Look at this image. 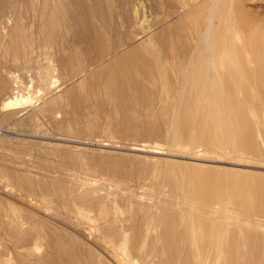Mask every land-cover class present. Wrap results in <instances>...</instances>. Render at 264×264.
<instances>
[{"label":"rangeland","instance_id":"obj_1","mask_svg":"<svg viewBox=\"0 0 264 264\" xmlns=\"http://www.w3.org/2000/svg\"><path fill=\"white\" fill-rule=\"evenodd\" d=\"M10 1L13 5L0 0L1 86L5 82L0 95L10 94L16 75L33 85L35 95L20 108L9 109L8 112L16 111L10 120L3 119L8 112L0 110V264H117L89 234L110 229L127 235L129 244L140 247L139 254L129 253L134 255V263L139 261L136 264H199L201 261L204 264H264V129L255 137L257 148L250 149L240 143L238 152L235 148L239 134H233L232 144L225 148L219 142L198 140L199 132L194 128L191 137H187L181 130L180 119L193 84L177 75L176 92L167 103L161 99V88L143 86L146 96L151 98V108L139 102L129 111L113 94L119 78L110 80L109 93L104 91L105 75H100V71L109 62L93 66L95 74L87 79L82 72L77 74L81 69L60 75L57 66L52 78L56 80L48 90H41L40 79L32 71L37 70L38 63H28L23 57L16 61L11 56L6 59L3 56L4 50L12 45L16 24H20V9L27 48L32 54L39 55L37 52L43 48L42 58L45 53L49 57L53 53L51 58L55 61L68 54L74 59L79 49L74 45L76 38L66 28L58 43L48 38L46 18L39 11L44 0H21L25 1L24 6L20 0ZM70 1L76 4L72 6ZM81 1L84 0H69L67 8L71 11L77 5L81 9L78 4ZM129 1L139 9V15L137 19L130 17L136 26L125 31L123 37L113 34L110 43L118 46L113 51L118 56L147 45L146 32L135 35L132 31L140 27L143 16V27L149 24L156 32L189 11L184 0H172L173 8H166V0ZM86 2V5L93 3ZM234 2L240 19H245V23L241 22L242 28L255 31L250 39L258 37V32L264 39V0H232L231 4ZM169 11L171 16L167 17ZM247 38L249 35L247 41L230 37L228 41V45H238L236 55L243 69L248 56L255 63L264 59V48L253 41L252 47H247ZM84 43L87 41L81 48ZM199 65L195 63L197 68ZM125 80L129 91L134 92L132 79ZM73 87L79 88L75 94L77 99L63 98ZM56 97L62 98L61 103L50 108L49 101ZM198 110L201 109L192 106L194 116L199 114ZM257 118V115L251 117ZM216 127L217 124L212 126V136L222 137ZM29 180L36 181V185L40 183L43 188L39 186L35 191L27 184ZM205 181L210 182L208 185L212 183L207 189ZM33 197L40 200L38 204L25 200ZM12 206L19 208L20 225L10 219ZM182 214L187 215L183 223L178 220ZM81 215L89 218L91 224L79 220ZM200 216L206 219L207 227L215 223L219 228L225 253L220 261L214 247L207 253L202 248L206 240L201 236L196 246L201 247L203 258L196 259L197 247L191 248L184 238L188 226L197 228ZM148 252L153 254L152 262Z\"/></svg>","mask_w":264,"mask_h":264},{"label":"bare ground","instance_id":"obj_2","mask_svg":"<svg viewBox=\"0 0 264 264\" xmlns=\"http://www.w3.org/2000/svg\"><path fill=\"white\" fill-rule=\"evenodd\" d=\"M6 1L9 2L8 4L12 3L13 5L12 1ZM65 1L66 0H44L39 11L46 18V34H48V38H50V40H53L54 43H58L57 39L59 40L58 37L63 35V30H65L64 28L69 29L73 32V35L76 38V40L74 39V41H76L74 42V45L76 44L77 48L79 47L76 58L73 59L68 54V56L62 55L57 57L55 61V59L51 58L53 53H51V56L49 57L45 52L44 57L42 58L41 55H43V52L41 53V50L43 48H40V52H37V54H41L40 56L34 55V52L32 54V52H30L27 48V39L24 35L23 27L21 24V9L19 16L20 18L18 17L20 20V24L16 22L17 24L14 28V34L12 36V45L9 49L6 47L7 49L5 48L6 50H4L3 53L5 59L8 56H11L13 60H19V57H23V61L25 60L28 63H33L34 61L35 63H38L39 66L37 70L34 71L33 69L32 71L40 79L41 90H48L50 88V84L53 83V80H56L55 78L52 80V78L54 77L53 73L57 71V66L60 75H64L63 73L67 71L71 72L81 69L77 74H80L82 72L83 76H85L87 79V77L95 74L93 66L99 67L109 62L110 64H107L100 71V75H105L104 91H106V93H109V85L111 83L110 80L113 79L112 81H114V79L119 78L118 86H116V91L113 92V94L114 97L117 98V100L122 101L126 109L130 111L133 110L135 108V105L139 102H142L148 108H151V98L150 96H146V93L143 90L147 86L161 88V99L166 103L169 102V99L173 97L172 95H174V92H176L175 89L178 82L176 76L180 75L182 79L185 78L186 81H189L190 85L193 84L189 91V98L184 104V109L182 111V116L180 119L181 130L182 132L184 131L186 133L187 137H191L192 130L194 128L199 132L198 140H209L217 143L219 142V144L224 147L232 144L233 134H239L240 140L237 141V148H235L236 152H238L240 143L245 144L244 146L250 149H255L258 147L257 143L255 142V137L262 131L261 128L264 129V64H261V60H263L264 63V59L260 57L261 59L259 60V62L255 63V61L253 62L251 57L248 56L247 64H249L250 66L248 67L246 64L245 69H243L242 64L239 61V56L236 55V48L238 45L236 43L228 45V41L230 37L241 38V40L247 41L246 37L249 35V38H247V47L249 46L251 48V43L253 41L256 46L261 45L264 48V39L259 37L261 35L260 32H258V37L255 36V39H250L255 31H252V29L248 28H242V23H245V19L243 17L241 20L239 15L237 14L235 2L231 4L232 0H184V6H188L189 8V11H187L186 15L180 18L178 21L173 22L170 25L168 24L167 26L159 29L156 32H153V29L149 24L143 27V22L145 20V16H143V19L139 21L141 22L140 27L138 29H132V31L135 35L146 32V35H148V37L146 38L147 45H143V49L137 50L136 48L135 50H129L124 55L118 56L117 53H113V51H116L118 46L115 47L110 43L111 38L115 33L120 35V37H123L125 31L134 27L135 22L130 17L132 16L134 19L136 17L137 19L139 15V9H137V7L135 6H131L129 0H91L93 1L92 5L90 3V5H86L87 2L86 0H84L78 3L81 6V9L77 8L76 5L75 7H72V9H70L71 11H69L66 5L69 0L67 2ZM103 1H105L106 4L103 3ZM20 2H22V4L25 3V1L21 0ZM172 2V0H166L164 5L166 6V8L167 6L173 8L174 6L172 5ZM75 4L76 3H74V5ZM28 5L29 4H27V6ZM74 5L72 3V6ZM170 16L171 13L169 11L167 13V17ZM85 40L87 41V44L84 43V45H86L81 48L80 45L85 42ZM176 40H178V42H176ZM124 44H127V46L131 45L130 43ZM50 46L52 47V44ZM64 47L65 46H63V48ZM263 48L260 49L262 50ZM49 52H51V50H49ZM13 60L12 62L17 61ZM43 60L45 62H43ZM55 62H57V65H55ZM196 62L200 63L198 68L195 66ZM35 63L31 65H35ZM26 68V70H28L26 72L28 73L29 68ZM194 71L196 74H194ZM32 76L36 77L34 75ZM32 76L31 81H33ZM125 78H130V80L132 79L134 92L129 91L128 82L127 80H125ZM15 80L16 83L15 85L13 84V87H11L10 94L3 93L2 95H0L1 111L4 110L8 112L9 109L20 108V106L23 105L29 97H33V95H35L33 91V85H29V83L26 84L25 81L21 80L18 75H16ZM4 84L3 86H1L0 83V91L2 92L5 87ZM143 86L145 87L143 88ZM73 88L68 92L66 91L65 95H62L63 98L65 96L66 98L74 96L77 99L78 96H75V94L79 92V88ZM61 101L62 98H53L49 101L48 106L50 108H54L58 106ZM193 105L194 107L201 109L200 111L198 110L199 114L197 113V116H194V113H192ZM13 112L16 111L14 110L12 112L4 114L3 119L10 120ZM253 115H257L258 118L252 120L251 117ZM196 119L198 121L197 123H195ZM214 124H217L216 130L220 132L222 137H218V135L212 136V126ZM257 126L259 128H257ZM204 170H206L205 167ZM25 179L27 180V178ZM30 179L34 181L33 178ZM205 180L208 179L205 178ZM32 181H30L29 183L27 182V184L35 188V191L38 190L37 188H39V186L43 188L40 183V185H36V181L34 183ZM206 183L208 185V183L210 182L205 181V184ZM210 185H205L206 187H204L207 189L208 187H210ZM5 187H8V185L5 184ZM203 190L205 191V189ZM24 197L21 199H24ZM25 200H28L30 204L35 205L38 204V201H40L34 199V197L31 200L30 198ZM42 205L45 206L46 203H42ZM43 206L40 205V207ZM106 211H108V209ZM204 212L207 213V211ZM9 215L11 216L10 219H13L16 225H20L21 217L18 207L12 206L11 211H9ZM209 215L211 216V214ZM186 216L182 214V216L180 215L178 220L183 223L187 219ZM193 216L195 218V215ZM202 217L200 216L201 220L197 222V228H200L199 230H201V233L197 228L188 226L186 228V231L184 230L186 233V235H184V238L190 243L191 248L195 249L197 247L198 251H196L197 253H195L196 259L203 258L201 247L196 246V241L198 240L199 236H201L203 240H206V243L204 247L202 246V248L206 250L207 253L209 249L211 252V248L214 247L216 250V258L218 261H220L221 258L225 256V253L222 247V237L219 234V228L215 223H212L207 227L205 224L206 219L204 220ZM79 220H81L82 222H86L87 224H89L90 222L89 218L82 215L80 216ZM81 221H79V223L83 225ZM112 222L114 224V221ZM192 222L195 223V219H193ZM110 223L111 222H109V224ZM77 224L75 222V225ZM80 224L79 226H81ZM89 225L88 228L90 227ZM81 227L85 226L83 225ZM89 229V231L91 232L92 228ZM96 229L97 228H95V230ZM67 231L64 230V232ZM89 234H91V237L93 235L92 239L95 240L96 243L100 244L104 248V250L108 252L109 257L113 258V260L117 264L139 263V261L134 263V255H131V258L129 253L131 252L139 254L140 247H135L134 245L129 244V238L127 235L120 233L119 231H114L113 229L98 233H95L94 231V233ZM185 244H187V242ZM147 255H150L148 256V259L149 262H152L153 254L148 252ZM209 257L210 255L208 256V258ZM102 258L104 257L102 256ZM203 262L205 261H201L199 262V264H204ZM111 264L113 263L111 262Z\"/></svg>","mask_w":264,"mask_h":264}]
</instances>
